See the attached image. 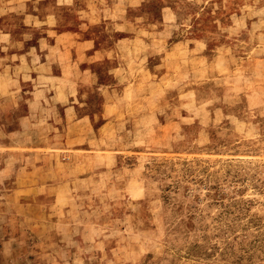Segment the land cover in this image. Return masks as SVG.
<instances>
[{"label": "rangeland", "instance_id": "obj_1", "mask_svg": "<svg viewBox=\"0 0 264 264\" xmlns=\"http://www.w3.org/2000/svg\"><path fill=\"white\" fill-rule=\"evenodd\" d=\"M0 3V264H264V0Z\"/></svg>", "mask_w": 264, "mask_h": 264}, {"label": "crops", "instance_id": "obj_2", "mask_svg": "<svg viewBox=\"0 0 264 264\" xmlns=\"http://www.w3.org/2000/svg\"><path fill=\"white\" fill-rule=\"evenodd\" d=\"M13 2H17V1H13ZM15 4H16V3H15ZM15 4L12 5V6H9V7H8V10L11 11V12L18 13L20 5H15ZM25 5H26V3H25ZM4 7H6V5H2V4L0 3V10H3ZM63 35H64V33H63V34L60 33L58 38H63ZM59 42H60V41H59L58 39H56L55 42H54L52 45L54 46V45H56V44L59 43ZM70 66H71V65H70Z\"/></svg>", "mask_w": 264, "mask_h": 264}]
</instances>
